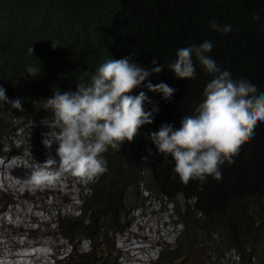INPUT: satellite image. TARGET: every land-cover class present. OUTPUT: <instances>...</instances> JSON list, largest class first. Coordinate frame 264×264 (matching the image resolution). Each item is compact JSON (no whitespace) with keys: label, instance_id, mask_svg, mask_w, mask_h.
<instances>
[{"label":"trees","instance_id":"16d2710c","mask_svg":"<svg viewBox=\"0 0 264 264\" xmlns=\"http://www.w3.org/2000/svg\"><path fill=\"white\" fill-rule=\"evenodd\" d=\"M213 21L231 30L218 31ZM204 41L212 43L207 55L221 71L264 93V0H0V86L9 100L21 103L16 109L0 102V158L25 122L49 129L40 126L42 120L52 123L51 112L42 104L55 90L75 91L77 83L87 82L106 60L130 57L149 71L157 66L153 58L163 65L130 93H145V111L158 109L152 112L153 122L142 125L120 151L109 147L102 154L107 171L95 177L81 215L56 224L64 238H86L93 246L70 253L62 262L113 264L106 256L94 257L103 247L95 245L96 233L105 237L123 231L126 223L120 225L119 212L126 197L130 200V191L133 202L143 192L166 198L184 226L177 246L162 250L159 260L163 255L170 258L180 247L211 242L215 249L205 262L230 254L237 257L234 264H264V122L257 123L234 162L220 166V180L208 176L187 184L174 172L172 157L158 153L149 135L165 123L179 128L181 118L195 114L204 100L213 74L195 57L194 78H178L167 67L179 49ZM30 68L37 73L29 74ZM161 82L175 89L168 99L147 88ZM199 235L203 241H197Z\"/></svg>","mask_w":264,"mask_h":264},{"label":"clouds","instance_id":"9594fccd","mask_svg":"<svg viewBox=\"0 0 264 264\" xmlns=\"http://www.w3.org/2000/svg\"><path fill=\"white\" fill-rule=\"evenodd\" d=\"M212 27L225 33L231 30L230 25L221 27L214 21ZM212 47L210 41H204L181 48L174 62L167 64L176 77L191 79L195 76V57L213 79L207 83L205 98L195 114L182 117L179 128L165 123L149 134L157 152L175 161L174 172L184 184L193 179L203 182L208 176L220 180V166L234 162L232 158L251 139L257 123L264 122V93H258L254 84L235 81L228 71H221L207 55ZM157 60L153 58L152 64L157 66L149 71L130 57L108 59L87 82L77 83L75 91L55 90L42 104L52 114V124L47 126L49 131L43 134L42 143L48 149L56 144L55 156L49 154L31 169V182L41 186L57 182L61 173L91 179L106 172L107 161L102 154L109 147L120 151L123 143L133 141L142 125L153 122L152 112L158 109L145 111V93H130L152 72L162 70ZM28 72L37 73L31 68ZM147 88L162 93L165 99L175 92L163 82L149 83ZM0 102L21 109L20 100H9L2 86Z\"/></svg>","mask_w":264,"mask_h":264},{"label":"rangeland","instance_id":"374dc122","mask_svg":"<svg viewBox=\"0 0 264 264\" xmlns=\"http://www.w3.org/2000/svg\"><path fill=\"white\" fill-rule=\"evenodd\" d=\"M51 124L42 120L40 126ZM38 125L37 122H25L24 128L16 130L9 141L11 147L7 148L4 156L0 158V172L3 170L1 165L4 162L7 164L11 159L18 158L28 166L43 163L49 154L55 156L57 145L53 144L52 148L48 149L42 143L43 134L49 129L42 131ZM61 175L64 180L72 182L74 196L70 197L66 193L63 187L64 182H61L59 186L62 191H56V188L51 187V189H33L25 192L9 191L2 182L0 183V243L3 242L0 244V259H6L8 264H14L16 259L13 255L19 249V245L14 240H22L26 244L35 246L50 242V245L46 247L48 254L45 258H28L25 260L26 264H73L77 261L66 263L62 260L72 252H86L93 247L86 238L79 237L73 241L64 238L56 224L61 219L71 220L81 215L84 198L89 195L96 176L91 179H82L70 173H61ZM129 195L130 200L126 197L125 208L119 212L122 221L120 225L126 223V226L123 227V231L109 232L105 237H102L100 232L96 233L95 245L103 247L97 248L95 258L106 256L107 262L119 264L127 259L125 255L129 256V244L136 242L143 245L144 249L142 262L135 264H234L237 262V257L230 254L221 261L205 262L204 259L210 255V251L215 249V245L211 242H205L198 247L193 246L192 242V248L180 247L181 249L173 253L170 258L163 255L159 260L162 250L172 251L177 246V238L184 226L177 222L179 217L174 210V205L166 198L143 192L138 200L133 202L132 198L135 194L129 191ZM183 202L182 197H179L180 207ZM21 204H24L21 210L28 207L35 214H40V218L48 219L49 222L25 217L22 222L15 223L12 218L2 217L8 214L11 208L20 207ZM199 236L197 241H203L204 237ZM123 245L124 247L121 248ZM8 254L11 255L10 258Z\"/></svg>","mask_w":264,"mask_h":264},{"label":"bare ground","instance_id":"6f19581e","mask_svg":"<svg viewBox=\"0 0 264 264\" xmlns=\"http://www.w3.org/2000/svg\"><path fill=\"white\" fill-rule=\"evenodd\" d=\"M5 163V162H4ZM2 164L3 170L0 172V183L2 182L3 186H5L9 191H28V190H39V189H51L56 188V191H62V189L59 187L61 182H64L63 187L67 194L70 195V197L74 196V186L72 182L68 180H64L63 175H61V178L52 184H45L41 186L34 185L30 180V172L31 169L37 164H31V165H25V163L22 160H19L18 158L16 160L11 159L7 164ZM35 190V191H36ZM24 204H21L20 207L14 206L11 208L8 214H5L2 216L4 219L12 218L15 223H19L25 217H29L33 220L38 221H45L49 222L48 219L40 218V214H35L30 210V208H25L24 210H21L22 206ZM64 207V206H63ZM1 217V218H2ZM167 234V232H166ZM130 240V239H128ZM19 245V249L16 251V253L13 255L16 259L14 264H26V259L33 258V257H39V258H45L48 254V250L46 249L47 246L50 245V242H45L44 244H38L40 246H35L32 244H26L25 241L22 240H14ZM1 242L0 244H2ZM130 248L129 250V256L125 255L127 259H124L119 264H135L138 262H142V255H143V249L144 246L141 244H137L136 242H131L129 244ZM124 245L121 247L123 248ZM8 253V252H5ZM5 255V254H4ZM9 258L11 255H9ZM5 258V257H4ZM0 264H8L6 259H0Z\"/></svg>","mask_w":264,"mask_h":264}]
</instances>
